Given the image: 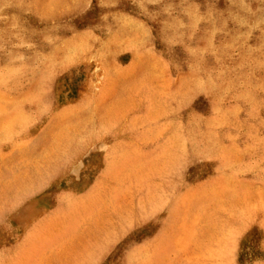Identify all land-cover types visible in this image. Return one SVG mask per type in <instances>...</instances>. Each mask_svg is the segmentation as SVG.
Segmentation results:
<instances>
[{
  "label": "rangeland",
  "instance_id": "obj_1",
  "mask_svg": "<svg viewBox=\"0 0 264 264\" xmlns=\"http://www.w3.org/2000/svg\"><path fill=\"white\" fill-rule=\"evenodd\" d=\"M0 264H264V0H0Z\"/></svg>",
  "mask_w": 264,
  "mask_h": 264
}]
</instances>
